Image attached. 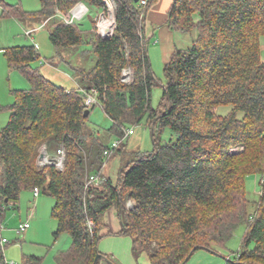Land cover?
Segmentation results:
<instances>
[{
	"label": "trees",
	"instance_id": "obj_1",
	"mask_svg": "<svg viewBox=\"0 0 264 264\" xmlns=\"http://www.w3.org/2000/svg\"><path fill=\"white\" fill-rule=\"evenodd\" d=\"M156 1L143 7L140 0H116L115 34L102 38L91 32L88 43L96 63L76 69L82 89L99 90L112 121L110 135L122 143L128 126L146 120L153 127L154 150L136 153L117 183L107 176L101 186L86 185L88 175L106 176L104 152L112 149L88 123L95 105L86 104L80 88L69 92L34 67L40 56L36 46L5 49L9 68L31 87L14 92L10 120L0 131V233L4 210L19 204L23 189L41 187L55 198V236L68 232L73 240L55 264H94L100 241L113 234L105 222L113 209L122 224L120 233L133 240V253H147L151 264H182L196 247L218 252L243 224L241 247L227 264H264V181L259 210L252 214L245 180L249 174L264 177V0H174L166 24L189 34L191 44L176 47L165 64L163 98L153 108L156 78L143 16ZM79 2L103 7L100 0H41L36 14L4 7L9 16L44 23L57 9L68 13ZM50 39L57 48L86 43L80 23L62 20ZM126 67L133 70L128 84L121 81ZM224 105L233 108L218 114ZM166 129L175 138L163 139ZM44 144L65 147L63 170L38 165ZM129 199L136 203L132 208L126 205ZM152 241L158 249L151 248ZM41 262L30 255L22 264ZM0 264H8L3 254Z\"/></svg>",
	"mask_w": 264,
	"mask_h": 264
},
{
	"label": "rangeland",
	"instance_id": "obj_2",
	"mask_svg": "<svg viewBox=\"0 0 264 264\" xmlns=\"http://www.w3.org/2000/svg\"><path fill=\"white\" fill-rule=\"evenodd\" d=\"M0 131L10 120V105L15 100L14 92L18 90H28L31 84L18 71L9 68L5 57V49L12 46H36L40 56L33 62L34 67L41 69V72L50 75L52 72L47 70L56 69L66 77L70 73L77 76L75 66L84 65L91 69L96 63V55L89 42L90 34L94 29V21L102 12L103 7L89 6V12L77 23L81 24V30L84 33L86 43L78 48H57L53 45L50 34L54 27V22L45 25L42 22H34L31 26L29 21L17 19L15 16H9L5 13L6 6H19L26 12L36 14L42 9L41 0H0ZM5 6V7H4ZM144 17V16H143ZM61 21V19H57ZM35 28L32 35H27L26 31L31 27ZM179 36L178 47L187 48L191 44L189 34L177 32ZM159 32L151 39L149 44V55L152 64V70L156 78V84L151 92V105L158 108L163 98L167 78L165 75V61L161 54ZM261 57L264 61V35L260 39ZM40 61L45 64H40ZM43 70V71H42ZM57 72V71H56ZM52 75V74H51ZM50 79V77H49ZM233 106L224 105L217 108V113L221 115L228 114ZM243 115V113H240ZM89 125L99 131L106 144L113 148V143L121 140L116 135H110L107 131L111 127L112 121L105 114L102 104H96L89 117ZM133 129L134 133L130 136H124L119 145L122 152L113 151L105 159L103 173L112 178L117 183L120 171L136 153H149L155 148L153 138V127L146 120L140 124L131 125L126 128ZM175 138L169 129L163 134V139L169 140ZM88 143L92 139L88 138ZM261 174H249L246 176V189L251 200L250 212L256 214L259 210L258 203L261 196ZM129 199L126 202L136 205L135 201ZM55 205V198L41 190L38 196H35L32 189H23L20 194V201L16 207H8L3 212L1 235L8 240V243L2 246L0 251V260L2 254L8 264H22L25 256L34 255L42 258L41 264H55L56 256L67 251L72 246V236L64 232L55 236L58 229V221L52 214V208ZM106 219V217H105ZM30 223V227L24 231L18 232L21 224ZM246 231V225H240L233 236L226 242L224 247H220L218 252L207 249H199L190 258L186 264H227L228 259H234L236 252L240 249L241 243ZM153 250L158 249L156 241L151 242Z\"/></svg>",
	"mask_w": 264,
	"mask_h": 264
},
{
	"label": "crops",
	"instance_id": "obj_3",
	"mask_svg": "<svg viewBox=\"0 0 264 264\" xmlns=\"http://www.w3.org/2000/svg\"><path fill=\"white\" fill-rule=\"evenodd\" d=\"M173 1L174 0H157L149 7L148 11L143 17V19L145 20L144 33L147 38L152 39L157 34V32H159L160 39L157 44H160L161 54L163 56L165 64L170 61L172 55L175 52L176 47L179 46L176 41L179 38V36H177V31L171 29L166 24L168 20V12ZM50 22H54L53 25H56L58 20H56V17L54 16L48 19L45 25L49 24ZM27 24L31 26L32 24H34V22L29 21ZM28 31H31L33 34V32L35 31L34 26L32 28L30 27L26 31V34ZM93 31L94 29L92 30V32ZM40 64H45V62L40 61ZM80 67L82 68L84 67V65L78 64L75 66V69ZM47 71L49 73L52 72L49 75L50 80H52L57 85L63 86L68 89H82V85L80 84L78 76L69 73L66 77L58 70H52L51 68H49ZM42 73L49 79L46 73ZM44 146H47V149L50 153L54 154L56 152V149H54L52 145L44 144L39 148V154L41 148ZM105 222L108 226V229H110L113 234L105 236L100 241L99 249L104 258L99 260L98 264H151L148 254H134L132 238L129 235H123L120 233L122 229V224L119 219V214L117 210L113 209L108 212L106 214ZM107 231L108 230L105 229L103 233L106 234Z\"/></svg>",
	"mask_w": 264,
	"mask_h": 264
},
{
	"label": "built area",
	"instance_id": "obj_4",
	"mask_svg": "<svg viewBox=\"0 0 264 264\" xmlns=\"http://www.w3.org/2000/svg\"><path fill=\"white\" fill-rule=\"evenodd\" d=\"M100 2L103 5V10L96 18L94 32L102 38H110L115 34L117 28V17H116L117 3L116 0H100ZM148 3L149 0H140V5L143 7L147 6ZM89 10L90 9L85 4V2H79L68 13H63L61 10L57 9L55 17L60 18L65 24H74L77 23V19L81 20L89 12ZM44 24H46V21L44 22ZM27 35H32V32L28 31ZM132 80H133L132 68L130 67L124 68L121 73V81L128 84L131 83ZM68 91L70 92L71 89H69ZM80 91L85 95V102L88 106H93L101 103V100L99 98L100 95L99 90L92 89L89 92L87 90L80 88ZM133 133H134L133 129H128L126 131L125 136H130ZM120 144H121V140L118 142H114L112 145L113 148L105 150L104 156L109 157L114 151V149L118 148ZM66 159H67V153L64 146L59 147L54 154L49 152L47 146H44L41 148L39 154L38 165L40 167L55 166L58 170H63L66 165ZM107 181H108L107 176L91 174L88 175L86 178V185L89 186L94 184L96 186H101L105 184ZM262 181H264V177L262 178ZM41 190H42L41 187H35L33 190L35 196H38ZM130 201L132 202V200ZM128 206L130 208L134 207L133 202L128 203ZM89 225L93 226V222L89 221ZM29 227H30V223L28 222L21 224L18 229V232L24 231ZM0 242L2 246L8 243V240L6 238H3L1 233H0Z\"/></svg>",
	"mask_w": 264,
	"mask_h": 264
},
{
	"label": "water",
	"instance_id": "obj_5",
	"mask_svg": "<svg viewBox=\"0 0 264 264\" xmlns=\"http://www.w3.org/2000/svg\"><path fill=\"white\" fill-rule=\"evenodd\" d=\"M135 2H139V0H135ZM89 113H90V110L87 109L86 112H85V116H88ZM198 248H199V247H196V248L193 250V252L196 251ZM193 252H192V254H193ZM192 254H191L189 257H187V259L185 260V262H183L182 264H186V263L190 260ZM102 258H104V256H103L102 254H98L97 257H96V259H95L94 264H98L99 260H101Z\"/></svg>",
	"mask_w": 264,
	"mask_h": 264
}]
</instances>
